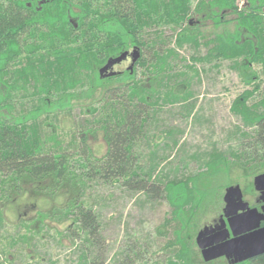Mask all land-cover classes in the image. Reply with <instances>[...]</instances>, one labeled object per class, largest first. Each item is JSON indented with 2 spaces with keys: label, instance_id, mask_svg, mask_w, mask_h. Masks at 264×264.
I'll use <instances>...</instances> for the list:
<instances>
[{
  "label": "trees",
  "instance_id": "1",
  "mask_svg": "<svg viewBox=\"0 0 264 264\" xmlns=\"http://www.w3.org/2000/svg\"><path fill=\"white\" fill-rule=\"evenodd\" d=\"M239 1L0 0V251L6 258L0 264L10 262L5 253L11 247L31 245L49 227L59 239L81 238V260L95 262L87 258L95 248L100 251V223L87 187L97 176L165 198L171 215L164 218L163 230L157 227V233H169L162 245L165 263L197 264L191 226L205 206L207 171L216 166L227 173L242 169L247 176L264 171V95L259 108L247 103L257 83L233 97L229 110L242 124L235 131L238 142L211 149L194 173L153 176L157 162L141 165L133 146L143 140L144 124L160 105L191 95L190 78L199 72L196 61L242 54L247 58L240 63L244 82L258 78L252 62L264 72V0ZM206 20L214 26L233 21L235 26L206 35ZM184 44L205 49L186 62L176 50ZM134 45L140 55L131 68L99 74L108 57ZM75 106L84 114L64 127L62 118ZM192 106L190 101L184 105L186 114ZM99 130L106 150L95 157L87 137ZM26 192L51 199L60 192L66 196L35 216L18 218L10 231L4 207ZM68 219L65 234L50 224ZM228 264H264V252Z\"/></svg>",
  "mask_w": 264,
  "mask_h": 264
},
{
  "label": "rangeland",
  "instance_id": "2",
  "mask_svg": "<svg viewBox=\"0 0 264 264\" xmlns=\"http://www.w3.org/2000/svg\"><path fill=\"white\" fill-rule=\"evenodd\" d=\"M244 1L240 0L238 3L242 5ZM232 16V14L227 15V17ZM205 23L202 30L206 35L225 30L233 31L235 26L233 21L218 26H214L210 20H206ZM242 31L243 36L248 33L243 28ZM165 33L169 34L170 31L166 30ZM173 38L172 34L171 40ZM204 49L203 45L195 49L191 44L176 48L186 62H189L190 54L203 53ZM245 59L247 58L242 54L234 55L227 52L213 61H196L195 66L199 72L197 76L190 78L189 89L192 92L188 99L162 104L146 120L144 124L146 135L133 146V151L138 153L137 160L141 165L157 162L152 172L153 176L159 173H167L170 177L194 173L202 168L198 165L199 160L211 149H228L238 142L235 131L236 127L240 128L242 124L238 116L229 110L233 97L246 87H252L257 83L258 89L249 96L247 103L256 104L259 108L258 101L264 95V72L260 63L254 61L250 65L258 78L248 83L243 81L240 63ZM184 62L177 60L179 64ZM127 63L116 65L114 70L121 69ZM244 70L243 67L242 71ZM189 101L193 106L186 114L184 105ZM82 113L79 112V106H75L71 110V115L62 118V125L70 126L74 120L82 117ZM146 138H151L148 143ZM172 138L176 139L175 144H172ZM87 141L95 157L104 154L106 143L100 130L94 136L89 135ZM152 141L156 146L151 145ZM228 172L217 166L207 171L206 195L203 201L205 206L200 207L195 214L191 231L194 230L196 233L198 228L219 213L223 204L222 194L227 185L238 183L243 191V197L251 201L254 193L252 183L254 174L247 176L242 169L235 167ZM233 180L237 182H231ZM87 191L92 206L98 213L101 245L99 252L95 248L88 255L87 261L95 258V262L89 264H166L167 253L162 245L166 242L169 233L165 235L157 233V227L163 230L164 218L171 215V205L165 198L131 191L120 182L101 176L89 181ZM65 196V193L60 192L51 199L44 195L26 192L15 197L4 207L6 226L10 231H14L13 225L18 218L28 219L35 216L37 210L46 209L54 202L60 203ZM68 222L69 219L58 224L52 221L50 224H55L56 228L63 231ZM65 231L62 233L65 234ZM80 239L71 240L66 235L59 239L54 229L49 227L38 233L32 239L31 245L19 242L11 247L10 251L5 253L10 262L5 261V263L84 264L78 247ZM193 248L196 252L194 261L197 264L229 263L222 257L200 261L197 245ZM0 258L6 259L1 251Z\"/></svg>",
  "mask_w": 264,
  "mask_h": 264
},
{
  "label": "water",
  "instance_id": "3",
  "mask_svg": "<svg viewBox=\"0 0 264 264\" xmlns=\"http://www.w3.org/2000/svg\"><path fill=\"white\" fill-rule=\"evenodd\" d=\"M128 49L122 50L115 56H110L98 68L100 75L115 73L112 66L126 57ZM130 64L140 55L139 48L134 45L130 50ZM252 183L255 189L264 188V171L253 176ZM224 201L223 213L227 217L228 227L214 230L208 225H202L194 236V241L200 250L203 260H211L218 256L230 257V262H238L264 252V225L259 226L258 220L262 214L256 208L248 206L242 198L241 187L238 183L229 184L222 194ZM242 208V212H237ZM222 219V218H221ZM223 221V220H222ZM229 231L231 236H228Z\"/></svg>",
  "mask_w": 264,
  "mask_h": 264
},
{
  "label": "flooded vegetation",
  "instance_id": "4",
  "mask_svg": "<svg viewBox=\"0 0 264 264\" xmlns=\"http://www.w3.org/2000/svg\"><path fill=\"white\" fill-rule=\"evenodd\" d=\"M131 48L132 47L128 48L129 52H130ZM129 52L127 53V55H126L125 58H123L119 62H116V63L113 64L112 68L114 70V67L116 65L122 64L124 62H128L125 66L121 67V69H115V72L116 71H120V70H122L123 68H125L127 66L129 67V64H130V61H131V58H130L131 56H130V53ZM241 191H242V189H241ZM253 192L254 193L252 195L253 197H252L251 201L246 200L243 197V191H242V198H243V200L247 201L248 206L256 208L257 212L262 214L261 218L258 220L257 227H259V226H263L264 225V188L261 189V190H257L253 186ZM223 206H224V201H223L222 206L220 207L219 213L216 216L212 217L209 221L205 222L203 225H208L209 228H214V230L223 229L225 227H228L227 217L222 212L223 211ZM242 211H243L242 208H238L237 209V212H242ZM228 236H231V232L230 231H229ZM199 252H200V250H199ZM218 257H222L227 262L231 263L230 262V259H231L230 257H226V256H223V255L218 256Z\"/></svg>",
  "mask_w": 264,
  "mask_h": 264
},
{
  "label": "bare ground",
  "instance_id": "5",
  "mask_svg": "<svg viewBox=\"0 0 264 264\" xmlns=\"http://www.w3.org/2000/svg\"><path fill=\"white\" fill-rule=\"evenodd\" d=\"M140 51V50H139Z\"/></svg>",
  "mask_w": 264,
  "mask_h": 264
}]
</instances>
